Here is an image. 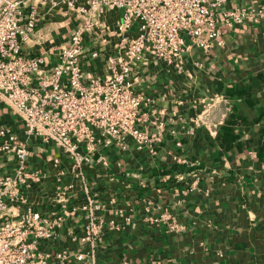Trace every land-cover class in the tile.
<instances>
[{"label": "crops", "instance_id": "0c3cea01", "mask_svg": "<svg viewBox=\"0 0 264 264\" xmlns=\"http://www.w3.org/2000/svg\"><path fill=\"white\" fill-rule=\"evenodd\" d=\"M236 8L253 9L254 18L223 28L222 45L207 52L188 48L181 72L160 63L134 69V93L148 100L146 125L157 136L151 150L113 143L74 169L0 102V127L26 144L27 170L38 174L22 188L20 211L62 214L54 235L41 241L43 252L83 250L76 237L90 217L101 229L97 264H264V0H225L218 13ZM119 14L107 10L102 19L112 25ZM75 26L71 15L39 7L22 51L52 64ZM84 42L103 51L87 56L84 69L105 75L114 39L96 29ZM15 168L0 151V176ZM68 264L91 263L71 257Z\"/></svg>", "mask_w": 264, "mask_h": 264}, {"label": "built area", "instance_id": "2783aa9c", "mask_svg": "<svg viewBox=\"0 0 264 264\" xmlns=\"http://www.w3.org/2000/svg\"><path fill=\"white\" fill-rule=\"evenodd\" d=\"M224 1L0 0V102L23 121L28 136L53 142L74 169H81L99 147L113 143L123 146L131 140L137 150H151L157 136L147 129L143 107L148 100L134 93V69L160 63L166 71L181 72L188 48L207 52L222 45L223 28L254 18V10L245 8L219 14ZM39 7L61 10L76 21L52 64L22 51L37 26ZM107 10L120 12L112 25L102 19ZM96 29L114 39L103 56V76L84 69L87 56L95 59L103 52L85 46V36ZM0 151L16 162L13 173L0 176V264H68L71 257L97 264L101 229L90 217L76 237L83 250L64 249L51 256L40 249L41 241L60 226L62 214L45 217L30 206L20 211L22 188L38 174L27 170L30 150L7 127H0Z\"/></svg>", "mask_w": 264, "mask_h": 264}]
</instances>
